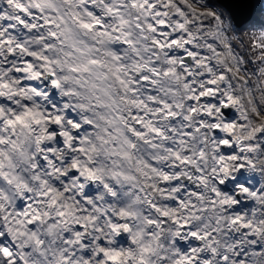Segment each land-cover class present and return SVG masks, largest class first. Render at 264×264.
Here are the masks:
<instances>
[{"label":"snow or ice","instance_id":"snow-or-ice-1","mask_svg":"<svg viewBox=\"0 0 264 264\" xmlns=\"http://www.w3.org/2000/svg\"><path fill=\"white\" fill-rule=\"evenodd\" d=\"M224 0H0V264H264V24Z\"/></svg>","mask_w":264,"mask_h":264},{"label":"water","instance_id":"water-1","mask_svg":"<svg viewBox=\"0 0 264 264\" xmlns=\"http://www.w3.org/2000/svg\"><path fill=\"white\" fill-rule=\"evenodd\" d=\"M223 5L230 11L237 25L246 23L249 18V0H224Z\"/></svg>","mask_w":264,"mask_h":264},{"label":"trees","instance_id":"trees-1","mask_svg":"<svg viewBox=\"0 0 264 264\" xmlns=\"http://www.w3.org/2000/svg\"><path fill=\"white\" fill-rule=\"evenodd\" d=\"M225 11L229 12L225 6H223ZM250 17L246 21V23L238 26V27H243L248 25L250 22L255 23L257 25L259 24H264V0H250ZM230 17L232 19L231 13Z\"/></svg>","mask_w":264,"mask_h":264},{"label":"rangeland","instance_id":"rangeland-1","mask_svg":"<svg viewBox=\"0 0 264 264\" xmlns=\"http://www.w3.org/2000/svg\"><path fill=\"white\" fill-rule=\"evenodd\" d=\"M249 5H250V0H249Z\"/></svg>","mask_w":264,"mask_h":264}]
</instances>
